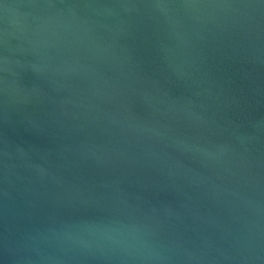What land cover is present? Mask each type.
<instances>
[{"label": "water", "instance_id": "water-1", "mask_svg": "<svg viewBox=\"0 0 264 264\" xmlns=\"http://www.w3.org/2000/svg\"><path fill=\"white\" fill-rule=\"evenodd\" d=\"M0 264H264V0H0Z\"/></svg>", "mask_w": 264, "mask_h": 264}]
</instances>
